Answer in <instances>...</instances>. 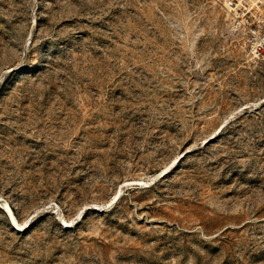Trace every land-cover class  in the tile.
<instances>
[{
  "label": "rangeland",
  "instance_id": "rangeland-1",
  "mask_svg": "<svg viewBox=\"0 0 264 264\" xmlns=\"http://www.w3.org/2000/svg\"><path fill=\"white\" fill-rule=\"evenodd\" d=\"M225 1L0 0V264H264V0Z\"/></svg>",
  "mask_w": 264,
  "mask_h": 264
},
{
  "label": "bare ground",
  "instance_id": "bare-ground-1",
  "mask_svg": "<svg viewBox=\"0 0 264 264\" xmlns=\"http://www.w3.org/2000/svg\"><path fill=\"white\" fill-rule=\"evenodd\" d=\"M9 218L11 219L12 222H14V218H13V216H12V214H11L10 212H9ZM9 218H8V219H9ZM10 219H9V220H10ZM9 222H10V221H9ZM13 227H14V226H13ZM18 227H19V226H18ZM15 229H16V228H15Z\"/></svg>",
  "mask_w": 264,
  "mask_h": 264
},
{
  "label": "built area",
  "instance_id": "built-area-1",
  "mask_svg": "<svg viewBox=\"0 0 264 264\" xmlns=\"http://www.w3.org/2000/svg\"><path fill=\"white\" fill-rule=\"evenodd\" d=\"M225 3H226L227 5H232L233 2H232V0H226Z\"/></svg>",
  "mask_w": 264,
  "mask_h": 264
}]
</instances>
